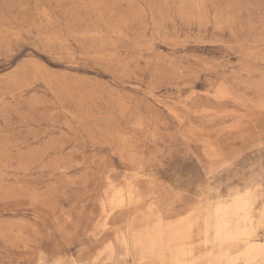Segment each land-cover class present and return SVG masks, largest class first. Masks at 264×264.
<instances>
[{
  "label": "rangeland",
  "instance_id": "rangeland-1",
  "mask_svg": "<svg viewBox=\"0 0 264 264\" xmlns=\"http://www.w3.org/2000/svg\"><path fill=\"white\" fill-rule=\"evenodd\" d=\"M239 196L264 264V0H0V264H210Z\"/></svg>",
  "mask_w": 264,
  "mask_h": 264
},
{
  "label": "bare ground",
  "instance_id": "bare-ground-1",
  "mask_svg": "<svg viewBox=\"0 0 264 264\" xmlns=\"http://www.w3.org/2000/svg\"><path fill=\"white\" fill-rule=\"evenodd\" d=\"M247 205V197L239 196L228 207L230 212L234 214H238L239 210L242 209V218L231 222L228 218L222 217L216 221L214 236L220 252L212 258L210 264H220L222 255L229 252L232 247H238L243 244L246 249L251 247L252 239L261 227V223L253 219V213ZM180 221L181 224L170 232H165V228L160 224L147 233L142 230L134 232L132 235L133 241L139 246L141 255H145L148 252L158 253L157 257L160 264H193V247L186 241H190L192 228L197 219L187 217ZM206 229L207 225L203 232L206 233ZM253 229L254 231H252ZM218 232L219 236H217Z\"/></svg>",
  "mask_w": 264,
  "mask_h": 264
},
{
  "label": "snow or ice",
  "instance_id": "snow-or-ice-1",
  "mask_svg": "<svg viewBox=\"0 0 264 264\" xmlns=\"http://www.w3.org/2000/svg\"><path fill=\"white\" fill-rule=\"evenodd\" d=\"M252 231H254V229ZM249 235H251V233H249ZM217 236H219V232L217 233ZM261 252L264 253V246L261 247Z\"/></svg>",
  "mask_w": 264,
  "mask_h": 264
}]
</instances>
